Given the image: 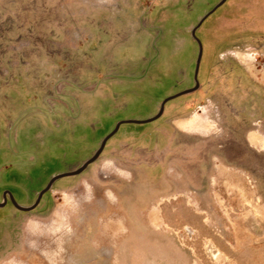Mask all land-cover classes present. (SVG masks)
Wrapping results in <instances>:
<instances>
[{
  "label": "rangeland",
  "instance_id": "1",
  "mask_svg": "<svg viewBox=\"0 0 264 264\" xmlns=\"http://www.w3.org/2000/svg\"><path fill=\"white\" fill-rule=\"evenodd\" d=\"M219 1L0 0V197L193 87ZM195 35V90L0 208V264H264V0Z\"/></svg>",
  "mask_w": 264,
  "mask_h": 264
},
{
  "label": "water",
  "instance_id": "2",
  "mask_svg": "<svg viewBox=\"0 0 264 264\" xmlns=\"http://www.w3.org/2000/svg\"><path fill=\"white\" fill-rule=\"evenodd\" d=\"M223 2H224V0H220L214 8H212L208 13H206V14H205V15H204V16L198 21V23L196 24V26H195V27L192 29V31H191V36L194 38V40L196 41V43H197V45H198V53H197V57H196L195 69H194V75H193V77H194V86L191 87V88H188V89L182 90V91H180V92H178V93H176V94H174V95L168 96V97H166L165 99H163V101H162V103H161V105H160V108H159L158 112H157L153 117H150V118H148V119H144V120H123V121H119V122L116 124V126L114 127V129H113L109 134H107V135L104 137V139L102 140V142H101L99 148L96 150V152H95V153H94V154H93L88 160H86V161H85V162H84V163H83L78 169H76V170L73 171V172L63 173V174H60V175H57V176L53 177V178L51 179L50 183L47 185V187L39 193L38 198L41 196V194H42L46 189H48V188L50 187L51 183H52L53 181H55L56 179L61 178V177H64V176L76 175V174L80 173V172H81V171H82V170H83V169H84L89 163L93 162V161L98 157V155H99V153L101 152V150L103 149V147H104L105 142L107 141V139L110 138V137H111V136L117 131V129H118V127L120 126V124H122V123H126V122H127V123H128V122H132V123H146V122H150V121H152V120H154V119H156L157 117L160 116V114H161V112H162V110H163V106H164V104H165L168 100H170V99H172V98H175V97H177V96H179V95H183V94L189 93V92L195 90V89L198 87L199 82H198V80H197V73H198L199 63H200L201 56H202V45H201L200 40L196 37L195 32H196V30L198 29V27L201 25V23L204 21V19H205L210 13H212V11H213L217 6H219V5L222 4Z\"/></svg>",
  "mask_w": 264,
  "mask_h": 264
},
{
  "label": "flooded vegetation",
  "instance_id": "3",
  "mask_svg": "<svg viewBox=\"0 0 264 264\" xmlns=\"http://www.w3.org/2000/svg\"><path fill=\"white\" fill-rule=\"evenodd\" d=\"M118 130V129H117ZM99 148V147H98ZM102 151V150H101ZM96 152V151H95ZM100 154V153H99ZM99 156V155H98ZM83 164V163H82ZM81 164V165H82ZM80 165V166H81ZM79 166V167H80ZM79 167H77V169L79 168ZM85 169V168H84ZM83 169V170H84ZM76 170V169H75ZM75 170H72V171H64V172H60V173H56V174H54V175H51L48 179H47V181H46V184L45 183H43V187H42V189L39 191V190H37V195H36V197L30 202V203H28L27 205L26 204H24L23 202H18L17 200H15V198L12 196V194L9 192V191H4L3 192V194H2V197H0V208H4V207H6V205L7 204H9L10 206H12L13 208H15V209H18V210H20V211H31V210H33V209H35L40 203H41V201H42V199H43V196L45 195V193L47 192V191H49V189L51 188V186H53L54 184H55V181L56 180H58V179H61V178H64V177H67V176H64V177H61V178H58V179H56L55 181H53L52 183H51V185H50V187L48 188V189H46L42 194H41V196L38 198V195H39V193L42 191V190H44L46 187H47V185L50 183V181H51V179L53 178V177H55V176H57V175H60V174H63V173H68V172H73V171H75ZM82 170V171H83ZM81 171V172H82ZM80 172V173H81ZM71 176V175H70Z\"/></svg>",
  "mask_w": 264,
  "mask_h": 264
},
{
  "label": "bare ground",
  "instance_id": "4",
  "mask_svg": "<svg viewBox=\"0 0 264 264\" xmlns=\"http://www.w3.org/2000/svg\"><path fill=\"white\" fill-rule=\"evenodd\" d=\"M197 37V36H196ZM200 40V42H201V45H202V53H203V44H202V41H201V39H199Z\"/></svg>",
  "mask_w": 264,
  "mask_h": 264
}]
</instances>
